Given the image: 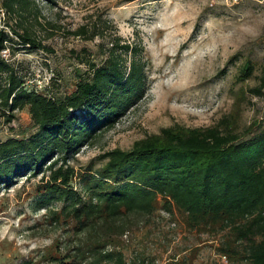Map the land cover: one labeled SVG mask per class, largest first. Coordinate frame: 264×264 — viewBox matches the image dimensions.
Masks as SVG:
<instances>
[{
	"label": "trees",
	"instance_id": "16d2710c",
	"mask_svg": "<svg viewBox=\"0 0 264 264\" xmlns=\"http://www.w3.org/2000/svg\"><path fill=\"white\" fill-rule=\"evenodd\" d=\"M64 1L0 0V110L11 124L17 112L27 109L34 129L0 142V190L49 173L41 206L51 197L63 202L60 212L50 211L52 217L71 219L81 236L59 264H126L122 254L105 252V236L124 232L119 224L124 217L151 215L159 200L168 211L175 206L185 213L192 227L228 231L232 242L224 252L229 256H242V245L245 264H264V120L243 132L231 116L205 129H163L128 151L106 153L102 169L81 175L84 195L72 187L76 174L69 162L146 97L148 60L138 36L125 41L117 31L111 34L112 21L90 15L70 35L99 40L101 62L87 48L74 51L87 70H76L75 89L65 98L26 90L2 52L15 39L48 52L43 40L58 27L41 22L39 4L55 9ZM254 73L248 60L238 81L246 82ZM260 73L258 85L249 90L256 97L264 94V65Z\"/></svg>",
	"mask_w": 264,
	"mask_h": 264
},
{
	"label": "rangeland",
	"instance_id": "374dc122",
	"mask_svg": "<svg viewBox=\"0 0 264 264\" xmlns=\"http://www.w3.org/2000/svg\"><path fill=\"white\" fill-rule=\"evenodd\" d=\"M39 7L41 22L58 27L43 40L49 51L29 49L15 39L2 52L28 91L57 98L71 94L76 70H87L74 51L87 48L95 62H101L99 40L70 35L86 16L112 21L111 34L117 31L131 42L138 36L145 46L146 97L69 162L76 174L72 187L81 195V175L102 169L106 153L128 151L163 129H205L231 116L237 119V131L243 132L264 120V94L249 92L258 85L264 65V0H65L55 9L44 2ZM248 60L255 73L242 83L239 74ZM15 115L7 124L0 110V142L34 131L27 109ZM48 179L49 173L24 177L0 190V264H59L79 242L73 221L50 213L60 212L63 202L51 197L41 206ZM187 217L175 206L168 211L159 200L151 215L124 217L119 224L125 231L105 236V252L122 254L126 264H245L242 245L240 257L224 252L232 242L228 231L192 227Z\"/></svg>",
	"mask_w": 264,
	"mask_h": 264
},
{
	"label": "built area",
	"instance_id": "2783aa9c",
	"mask_svg": "<svg viewBox=\"0 0 264 264\" xmlns=\"http://www.w3.org/2000/svg\"><path fill=\"white\" fill-rule=\"evenodd\" d=\"M2 15H4V14L2 13Z\"/></svg>",
	"mask_w": 264,
	"mask_h": 264
}]
</instances>
